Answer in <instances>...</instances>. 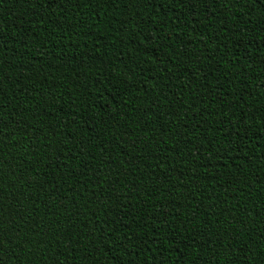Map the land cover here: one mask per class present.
<instances>
[{
	"label": "trees",
	"instance_id": "1",
	"mask_svg": "<svg viewBox=\"0 0 264 264\" xmlns=\"http://www.w3.org/2000/svg\"><path fill=\"white\" fill-rule=\"evenodd\" d=\"M261 2L0 0L2 264H264Z\"/></svg>",
	"mask_w": 264,
	"mask_h": 264
},
{
	"label": "snow or ice",
	"instance_id": "2",
	"mask_svg": "<svg viewBox=\"0 0 264 264\" xmlns=\"http://www.w3.org/2000/svg\"><path fill=\"white\" fill-rule=\"evenodd\" d=\"M257 2H261V0H257ZM261 6H264V2H261ZM2 250H3L2 245H0V251ZM0 264H2V262H0Z\"/></svg>",
	"mask_w": 264,
	"mask_h": 264
}]
</instances>
